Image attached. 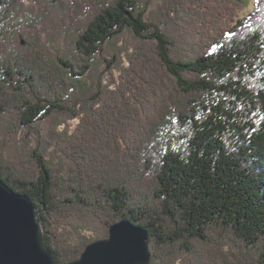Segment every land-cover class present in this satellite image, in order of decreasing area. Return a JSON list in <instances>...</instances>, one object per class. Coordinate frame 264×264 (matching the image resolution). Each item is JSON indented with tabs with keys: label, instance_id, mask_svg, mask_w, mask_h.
Returning <instances> with one entry per match:
<instances>
[{
	"label": "trees",
	"instance_id": "16d2710c",
	"mask_svg": "<svg viewBox=\"0 0 264 264\" xmlns=\"http://www.w3.org/2000/svg\"><path fill=\"white\" fill-rule=\"evenodd\" d=\"M150 3L0 0V178L56 264L122 220L149 264H264V0Z\"/></svg>",
	"mask_w": 264,
	"mask_h": 264
},
{
	"label": "water",
	"instance_id": "95a60500",
	"mask_svg": "<svg viewBox=\"0 0 264 264\" xmlns=\"http://www.w3.org/2000/svg\"><path fill=\"white\" fill-rule=\"evenodd\" d=\"M148 232L128 220L109 228L107 238L89 243L69 264H149ZM0 264H56L43 241L36 205L0 178Z\"/></svg>",
	"mask_w": 264,
	"mask_h": 264
},
{
	"label": "rangeland",
	"instance_id": "374dc122",
	"mask_svg": "<svg viewBox=\"0 0 264 264\" xmlns=\"http://www.w3.org/2000/svg\"><path fill=\"white\" fill-rule=\"evenodd\" d=\"M165 1L166 0H151V3L148 6V15H149V17H153L156 14V12L160 9V6L163 5ZM254 7H255V0H249V4L244 9L239 11V13H238L239 16L240 17L245 16L246 14L251 12L254 9ZM127 37L129 39V36H127ZM130 40L131 39H129V41ZM127 42H128V40H127L126 37L125 38H121V40H120V43L123 45V47H126L128 45L129 42L128 43ZM107 58L110 59L111 61H113L111 56H107ZM109 65L113 66L112 63L109 64ZM111 69L107 67V63H105V65L101 67V70H100L101 74L103 72L107 71L106 74H105V79H108L110 77V70ZM114 74L115 75L118 74L117 70H114ZM75 123H76V121L70 122V127H73L75 125ZM39 128L41 130V146L45 147L46 148L45 152L49 153L51 151V147L49 146V136H48L47 124L41 123L39 125ZM38 144H39L38 140L34 137V139L31 140V144L30 145H38ZM22 150H24V144H20V145L16 146L15 150H12L11 147H9L8 152L13 154L15 151L19 152V151H22ZM85 233L87 235H92L95 232L87 231Z\"/></svg>",
	"mask_w": 264,
	"mask_h": 264
}]
</instances>
